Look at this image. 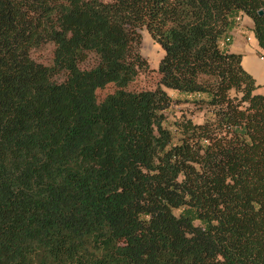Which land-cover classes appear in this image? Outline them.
<instances>
[{"label": "trees", "instance_id": "1", "mask_svg": "<svg viewBox=\"0 0 264 264\" xmlns=\"http://www.w3.org/2000/svg\"><path fill=\"white\" fill-rule=\"evenodd\" d=\"M240 16L264 52V0H0V264H264V96L219 48ZM166 90L210 117L175 139Z\"/></svg>", "mask_w": 264, "mask_h": 264}, {"label": "rangeland", "instance_id": "2", "mask_svg": "<svg viewBox=\"0 0 264 264\" xmlns=\"http://www.w3.org/2000/svg\"><path fill=\"white\" fill-rule=\"evenodd\" d=\"M100 1L109 2L110 0ZM139 34L141 36L139 51L142 58L147 62L148 70L145 74H141L137 78L132 88L148 90L154 85L156 78L155 72L161 58L162 49L158 44L154 43L145 29L140 30ZM52 53L53 46L51 44H45L32 50L31 57L35 62L48 66L52 62ZM92 64L93 61L89 59L86 63L81 65V68H88ZM113 90L114 87L110 85L105 89L98 91V99L102 100L107 94L112 93ZM202 98V96H184L179 94L171 97L172 101L170 107L164 112L165 119L163 125L172 132L175 139L177 136V133L175 132V124L181 117L188 118L195 124H201L207 117H210V114L207 112L208 108L204 104L200 105L196 103L197 100H201Z\"/></svg>", "mask_w": 264, "mask_h": 264}, {"label": "crops", "instance_id": "3", "mask_svg": "<svg viewBox=\"0 0 264 264\" xmlns=\"http://www.w3.org/2000/svg\"><path fill=\"white\" fill-rule=\"evenodd\" d=\"M252 29L253 22L250 18L238 17L236 25L226 38L220 40L219 48L225 53L241 57L242 69L254 80L257 87L255 93L264 96V52L260 49ZM163 54L162 51L161 58ZM166 92L170 97L178 95L174 91L166 90Z\"/></svg>", "mask_w": 264, "mask_h": 264}, {"label": "water", "instance_id": "4", "mask_svg": "<svg viewBox=\"0 0 264 264\" xmlns=\"http://www.w3.org/2000/svg\"><path fill=\"white\" fill-rule=\"evenodd\" d=\"M261 13V12H260Z\"/></svg>", "mask_w": 264, "mask_h": 264}]
</instances>
